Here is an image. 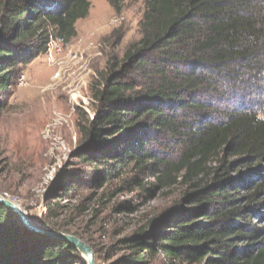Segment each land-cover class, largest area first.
I'll list each match as a JSON object with an SVG mask.
<instances>
[{"label":"trees","instance_id":"1","mask_svg":"<svg viewBox=\"0 0 264 264\" xmlns=\"http://www.w3.org/2000/svg\"><path fill=\"white\" fill-rule=\"evenodd\" d=\"M126 1L109 3L119 13ZM143 2L140 39L94 94L99 109L75 155L99 186L126 173L151 195L183 173L192 189L171 220L120 240L128 254L115 264H264V0ZM89 7L0 0V111L17 66L44 53L50 33L74 38ZM76 252L27 230L0 202V264H71Z\"/></svg>","mask_w":264,"mask_h":264},{"label":"rangeland","instance_id":"2","mask_svg":"<svg viewBox=\"0 0 264 264\" xmlns=\"http://www.w3.org/2000/svg\"><path fill=\"white\" fill-rule=\"evenodd\" d=\"M143 5V0H127L117 13L109 0H90L88 14L76 22V35L58 61L49 63L41 53L19 64L16 84L1 93L0 195L18 205L35 226L46 229L33 232L19 218L27 230L42 236L75 235L91 247L95 264H115L127 255L119 241L171 220L192 189L183 173L174 185L151 195L129 182L131 174L126 173L99 186L88 180L90 166L75 155L83 145L82 128L99 109L94 94L104 88L111 65L121 64L129 45L140 39ZM112 16L123 19L108 27ZM57 69L62 76L55 80ZM258 96L264 119V88ZM65 175H73L79 186L69 190ZM139 179L152 182L145 175ZM71 261L86 263V257L77 250ZM147 264L169 263L152 259Z\"/></svg>","mask_w":264,"mask_h":264},{"label":"water","instance_id":"3","mask_svg":"<svg viewBox=\"0 0 264 264\" xmlns=\"http://www.w3.org/2000/svg\"><path fill=\"white\" fill-rule=\"evenodd\" d=\"M0 202L4 203L18 218H20L21 222L31 231L33 232H44L46 229L42 226L34 225L29 218L21 211L18 205H15L10 200L3 198L0 195ZM48 236L60 238L71 245H74L75 248L82 253L86 257L87 264H95L93 253L91 247H89L83 240L78 238L75 235H66L61 233H55L54 235L49 234Z\"/></svg>","mask_w":264,"mask_h":264},{"label":"built area","instance_id":"4","mask_svg":"<svg viewBox=\"0 0 264 264\" xmlns=\"http://www.w3.org/2000/svg\"><path fill=\"white\" fill-rule=\"evenodd\" d=\"M122 19L123 17L112 16V18L107 21L106 25L108 27L117 26L121 23ZM48 37L49 39L44 54L46 55L48 62L54 64L58 61L61 53L63 52L66 42L62 38L55 36L52 33H50ZM61 76L62 72L57 69L54 72L53 79L58 80L61 78ZM18 80L19 84H23L25 81V76L21 75Z\"/></svg>","mask_w":264,"mask_h":264}]
</instances>
